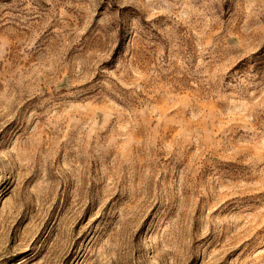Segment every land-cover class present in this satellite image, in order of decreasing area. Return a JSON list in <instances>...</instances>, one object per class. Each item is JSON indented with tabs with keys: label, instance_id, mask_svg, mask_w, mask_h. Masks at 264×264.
<instances>
[{
	"label": "rangeland",
	"instance_id": "1",
	"mask_svg": "<svg viewBox=\"0 0 264 264\" xmlns=\"http://www.w3.org/2000/svg\"><path fill=\"white\" fill-rule=\"evenodd\" d=\"M0 264H264V0H0Z\"/></svg>",
	"mask_w": 264,
	"mask_h": 264
}]
</instances>
